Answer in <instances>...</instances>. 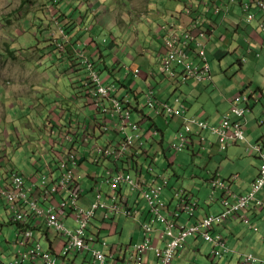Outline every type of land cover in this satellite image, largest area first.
Masks as SVG:
<instances>
[{
    "label": "clouds",
    "instance_id": "obj_1",
    "mask_svg": "<svg viewBox=\"0 0 264 264\" xmlns=\"http://www.w3.org/2000/svg\"><path fill=\"white\" fill-rule=\"evenodd\" d=\"M86 1L87 10L81 17L88 24L86 17L90 10L96 7L94 5L96 2L93 0L94 4H92V0ZM66 2L69 5L73 3V0ZM52 3L57 7L54 1ZM78 6V3L75 4L73 9ZM122 10L125 11L126 6L122 7ZM236 10L239 11L238 18L229 15L230 12ZM56 15H58L56 21L62 30L61 34H54L51 44L59 48L60 52L68 54L70 60L69 63L64 62L63 67H58L63 71L53 72L52 76L59 79L62 76L61 73L64 72L63 75L68 76L70 82L64 84L63 87L55 88L54 91L62 98H71L74 104L82 105L87 114L80 116L74 110L70 112L69 107L67 111L71 115H66L65 120H61L63 115L58 120L49 112L48 114L52 117L51 121H48L49 115H45L46 119L41 123L49 130L38 127L36 141L41 143L40 152L48 150L49 153L54 154V165L46 171L48 173L37 171V181L33 185H28L29 179L26 174L17 169L7 170L8 177L4 179L6 155L3 150L7 152L13 145L20 147L22 140L8 143L7 139L2 137L0 207L3 209L6 224L17 227L12 234L8 233L7 238L11 239L10 248L17 244L18 251L15 253L16 259L8 262L5 259L6 254L1 251L3 245L0 243V264H47L41 258L23 260L20 257V249L26 250V247H22L18 241L23 235L30 243H40L43 251L51 254L55 264L58 263L59 258L64 261L68 260L72 253L71 249L74 248L82 252L84 249L81 248L89 249L93 264H109V259L112 263L120 259L122 264H160L165 248L172 239L169 235L170 230L173 234H178L179 225L199 226L206 220L209 221L207 228L186 236L176 248L170 264H176L178 257L184 258L188 254L186 252L198 248V245L192 248L189 239H195L196 242L202 239L211 243L212 247L206 255L211 262L207 264H221L223 258L226 260L222 264H229L233 255L237 254L235 246L229 242L234 226L239 224L251 226L257 220L264 223V107L259 117V128L262 129V133L255 142L249 139V114L255 111V107L263 98V91L251 88L248 84L240 91L238 90L239 92L233 89L237 92L236 94L230 89V94L225 99L219 98L221 102L227 101L226 108L204 115H189L190 108L187 106L186 99L177 92L176 87L173 98H164L162 96L165 94L162 93L163 85L158 87L159 80L155 76L154 69L148 71L140 64L132 65L139 62L145 65L154 64L151 57H157L158 62L156 63L175 86L190 82L189 79L192 78L206 89L212 87L210 83L215 81V75H217V70L212 68L209 62L211 56L208 47L214 49L215 40L222 39L221 30L232 26L236 30L241 25L244 28H254L257 24L258 26L254 29L262 40H252L245 36V44L240 43L234 49L235 51L239 48L244 50L238 59V64L242 68L241 72H243L249 60L258 58L262 54L263 47H259L264 43L262 42L264 41V0H184L181 10L171 8L162 11L163 17L155 20H159L157 29L167 30V34L161 36L163 40L160 41V45L155 37V41H150L149 44L143 40L146 45L131 41L132 50H137L136 55L124 53L123 57H120L132 61L120 83L101 77V71L105 68L102 65V58L105 54L99 47L97 37L91 32L92 29L81 26L80 21L72 15V11L69 14L58 12ZM108 15L107 9L102 5L99 13L94 16L96 19L91 21L94 24H109L112 20L108 18ZM64 17L67 24L60 20ZM149 19L150 17L148 21ZM86 28L90 29V32ZM85 30L88 31L87 34ZM155 33L156 37L159 36L157 31ZM90 38L92 48L88 47ZM121 40L125 42L127 39L122 38ZM136 44H139L138 49H135ZM117 46L119 47V43ZM9 49V53L14 55L10 45ZM72 51L74 53H71ZM47 54H50V51L44 52L41 56ZM66 56L63 55V59H66ZM106 68L113 76H116L115 66L106 65ZM240 75L243 81L244 74ZM50 80L51 78H47L45 82H50ZM19 84L18 88H20ZM5 85L7 84L3 83L4 88ZM17 87L10 94H16ZM5 92L7 93L6 89ZM31 95L21 96L24 100L20 105L21 110L24 106L28 108L29 102L34 100L30 97ZM232 95L233 98H231ZM7 97L9 99L8 94ZM12 101L8 106L7 115L9 111L16 110L13 104L17 103L18 96ZM1 104H8V101L1 102ZM134 114L137 117H134ZM9 117L11 119L7 122L13 124L11 122L15 114ZM98 118L101 120H97ZM75 127L78 129L75 130ZM71 129H74L75 133H72ZM40 132L46 137L45 141H41ZM169 134L170 140L168 141ZM244 141L251 143L247 147L249 156H254L261 162L257 171L248 178L237 168L231 171V168H234L231 165L232 159L225 154L230 146ZM167 142L170 143L171 149L179 154L188 149L193 155L208 156V164L217 161L218 166L216 168L213 166V169L208 170L209 175L204 178V184L211 190L206 197L207 204L200 201L193 186L191 188L182 185V187L170 186L171 176L167 174V168H174V163L169 157L170 154L169 156L167 154ZM206 143L209 146H216V152L211 153L210 148L209 152L206 151ZM195 144H198V147H195ZM83 146H88L92 152L87 155L82 151L86 155V160L94 161L98 166L103 165L107 168L100 174V181L89 174L90 178L95 179L96 184L88 190L82 185L81 178L75 170L77 166H81L77 150ZM152 149L153 152H151ZM161 153L168 160V167H164L163 161L160 160ZM221 158H227L230 163L227 165L222 162L218 163ZM66 174H70L69 179H64ZM18 176L22 177L21 185L16 182ZM174 176L177 179L180 178L176 172ZM193 176L196 177V175ZM138 185H143V188L141 189ZM35 186L36 190L40 191V194L36 196L32 195V188ZM168 187L171 196L164 198L163 193ZM156 190L161 192L159 201L164 221L155 216L149 207L147 194L153 195ZM90 191H96L95 199L88 196ZM75 194H78V197H75ZM175 200L177 203L174 206ZM141 201L144 202L142 207L148 215L140 221V227L145 231L144 242L147 238L150 242L147 251L142 253L139 260L135 246L144 242H132L127 248L115 249L114 244L101 235V229L95 226L94 219L100 216L101 219L108 220L123 215L136 220L137 216L140 217L139 211L143 209L140 207ZM75 204L85 211L93 208L94 210L86 220L84 244L81 247L71 246L67 249L70 245V235L67 229L75 231L80 226L75 217ZM95 204L98 206L94 207ZM51 206L55 207L59 221L65 228L46 224L42 210ZM258 213L263 216L262 219L253 217ZM158 223L159 226H157ZM162 224L165 228H162ZM205 231L212 235L213 240L205 237ZM51 234L61 239L63 251L60 254L62 255L53 256L54 252L51 248L54 247L52 243L54 237ZM43 238L48 241V247L44 245ZM98 245H103L104 249H98ZM110 245L113 248H110ZM182 249L185 252L183 254ZM68 250L69 253L66 254ZM115 250L120 251L119 255L113 252ZM148 255H152V262L147 260ZM239 255L240 259L237 264H264L262 254L243 251L239 252Z\"/></svg>",
    "mask_w": 264,
    "mask_h": 264
},
{
    "label": "rangeland",
    "instance_id": "obj_2",
    "mask_svg": "<svg viewBox=\"0 0 264 264\" xmlns=\"http://www.w3.org/2000/svg\"><path fill=\"white\" fill-rule=\"evenodd\" d=\"M24 1L25 0H0V96L3 94L0 97V146L3 145L2 137L6 138L8 143H12V141L20 142V140H22L21 146L14 152V156L22 165L26 164L29 160L43 161L39 151L41 143H37L36 141L39 131L36 121L41 123V119L46 118L43 113L47 111V105L49 103H54L56 100L62 98V96L58 95L54 89L63 87L64 84L70 82L68 76L66 77L62 75L59 79L54 75L52 76L53 72L63 71L58 67H63L64 62L69 63L70 60L68 54L60 52L59 48L51 44L55 36L54 34H61L62 30L60 24L56 21V17L58 16L56 14H58V12L69 14V12L72 11V15L76 17V20L80 21L81 26L92 29L91 32L97 37L99 47L105 54V57L102 58V65L105 68L101 71V77L103 79L106 78L107 80H114L116 83H120L132 63L131 60L120 57H123L124 53L136 55L137 50H132L131 41L141 42V44L146 45L143 40L149 44L150 41H155L156 39L157 43L160 45V41L163 40L161 36L167 34L168 31L163 30L162 28L157 29L159 20L155 19L163 17L162 11H166V9L172 8L177 11L181 10L184 3V0H148L149 2L146 0H94L96 2V4H94L92 0L91 3L96 7L93 8V10H90L87 15L86 21L88 24H86L85 20L81 17L86 12L85 10H87L86 0H73V3L69 5L68 2L62 1L58 8L54 6V3L47 0H30L28 3H25ZM77 3L80 10H78V7L73 9ZM102 5L107 9L109 14L108 18L112 20V22L105 25L102 23L94 24L91 20L96 19L94 16L99 13ZM125 6L126 10L123 11L122 7ZM238 9H240V7H238ZM120 11H122V13ZM149 17L150 19L148 21ZM93 29L95 30L93 31ZM87 30L90 32V29ZM88 31L85 30V34H87ZM155 31L158 32L159 36H155ZM221 31L223 32V37L222 39L215 40L214 49L208 47L211 56L209 57L210 65L217 70L215 81L210 83L212 87L204 89V86L197 80L192 78L189 79L191 80L190 84L194 87L195 91L201 94L199 103H195V108L191 110L190 107L189 115H204L207 111L214 113L221 108H225L227 101L221 102L219 98L221 97V100L225 99L230 94V89H232V87H238L240 81H242L240 75L242 73V68H240V65L238 64L241 52L239 50H234L238 44L237 37L235 33L233 34L234 30L232 27L224 28V30ZM79 34H81V32H79ZM115 38H117V40H114ZM122 38H126L127 40L124 42L121 40ZM260 40L262 39L260 38ZM91 42L92 39L90 38L88 41L89 48L93 47ZM118 43L119 47L117 46ZM9 45L13 48L14 55L9 53ZM138 46L139 44H136L135 49H138ZM49 51L50 54L41 56L44 52L48 53ZM262 52L264 55V49ZM63 55H67L68 58L66 56V59H63ZM151 59L154 61L155 76L159 80L157 83L158 87L165 84L166 90L168 89V91H170L171 98L174 94L175 85L170 79H167L166 74L162 72L161 67L156 63L158 62V58L151 57ZM106 65L110 67L115 66L117 70L116 76H113L109 72ZM247 66L248 63L246 64V68ZM255 69L256 67L252 66L249 70L253 72ZM145 70L147 69L145 68ZM25 76H29V79H25ZM47 78H51L50 82H48L46 87L39 92L37 100H31L29 102V110L23 112L20 109V102L17 101V104L14 106V108H16L15 118L13 122H11L13 124L7 122L11 119L9 115H7L8 106L13 102V98H16L17 96L16 94H10L16 89L15 87L20 83L19 85H26V88L32 86L39 90L42 88V85ZM24 80L30 82H23ZM3 83L7 84L5 85V88ZM229 85L232 86L228 87ZM5 89L7 93L5 92ZM44 92L48 93V95L45 99V106L40 110L44 101ZM5 101H8V104H1V102ZM134 117H137V115L134 114ZM97 120H101V118H98ZM253 125L257 128V122L251 119L250 128ZM256 135L257 134L250 133L249 139L251 142H255ZM39 136L41 141H45L46 137L42 132L39 133ZM167 140H170V134L167 137ZM249 144L251 143L248 141L234 144L229 147L228 151H225V154H228L227 157L229 159L234 160L238 164H242L245 167V171L255 173L261 165V162L256 157L249 156L247 153V147ZM149 146L150 145L148 144V147ZM166 150L168 156L170 154L169 157L174 163V168L168 167V160L165 159L163 153L160 154V160L163 161L164 167H168L167 174L171 176L170 186L180 187L182 185L189 188L193 186L196 195L200 197V201H202L203 204H207L206 197L208 193H211V190L206 184H204V178L209 175L208 170L213 169V166L215 168L218 166L217 161L208 164V156H205L204 154L193 155L192 151L188 149L179 154V152L171 149L169 142H167ZM82 151L87 155L92 153L88 146H83L78 149V161L81 166H77L75 170L81 178L82 185L88 190L92 185L96 184L95 179L90 178L89 174L97 177L100 181V174L106 171L107 168L103 165L98 166L94 161L86 160V155ZM151 152H153V149ZM225 154L223 153L224 156ZM223 161H228V164L230 163L227 158H221L218 160V163H223ZM233 170H235V167L231 168V171ZM174 172L180 175L179 179L174 176ZM193 175H196V177ZM169 194L170 188L168 187L166 188L165 193H163L164 198L171 196ZM88 196L91 199H95L96 191L88 192ZM176 203L177 201L175 200L174 206ZM140 205L143 206L144 202L141 201ZM94 221L97 222L96 219H94ZM106 222L112 223L113 226L114 223H118L117 229H122V234H110L107 236V239L111 244L119 242L125 244L129 243L133 232L140 226V218L138 216L135 220L133 218L119 215L116 219H108ZM9 225L10 224H8V226ZM159 225L160 224L158 223L157 226ZM239 225L242 231L239 232L238 229L235 230L237 231V235L234 240L243 235L245 231L247 236L242 240L243 244H240L237 247L235 246L237 254L233 255L229 264H237L240 259L239 252L245 250V245L249 247L250 245L258 243L263 238L264 225L261 221L257 220L253 222L251 226L247 225L246 228L241 224ZM256 227L257 229H255ZM162 228H165L164 224H162ZM141 230L142 238L135 241V243H143L145 240V231L144 229ZM8 233V228H6L4 233L1 234V238L8 235ZM51 235L54 238L56 237L55 234ZM40 236L44 235L40 234ZM42 241L44 245L48 247V241L45 238H43ZM2 245L3 248L1 251L6 254V261L10 262L15 260V253L18 251V245L15 244L11 248H8L5 244ZM196 245H198V248L186 252L188 254L186 255V258L184 257L181 260L180 264H207L211 262L206 256L212 247L211 243L200 239ZM109 247H111V245ZM97 248L104 249L103 245H98ZM62 251L63 249L60 248L59 252L62 253ZM183 251L184 250L182 249V254L185 253ZM74 255L77 256L76 253L70 254V257L66 261L59 258L57 264H73L71 258H73ZM81 260L83 259L78 257L77 263L80 264ZM225 260L226 258L221 259V264ZM90 262L93 264L91 258L88 260V264ZM108 263H111V259H109ZM175 263L178 264V261Z\"/></svg>",
    "mask_w": 264,
    "mask_h": 264
},
{
    "label": "crops",
    "instance_id": "obj_3",
    "mask_svg": "<svg viewBox=\"0 0 264 264\" xmlns=\"http://www.w3.org/2000/svg\"><path fill=\"white\" fill-rule=\"evenodd\" d=\"M230 16L234 17V18H238V15H239V11L236 10V11H232L229 13ZM258 25L256 24L254 26V28H256ZM233 30L235 32H233V34L235 33L236 37H237V41H238V44L240 43H243L245 44V39L244 37L245 36H248L250 37V39H255V40H260V37L259 35L257 34L256 30L254 28H244V26H239L236 30H235V27L232 26ZM263 37V36H262ZM263 40H264V37H263ZM264 42V41H262ZM238 44L236 46H238ZM263 47L264 49V43L262 45H260L259 48ZM239 51L240 52H243L244 50L242 48H239ZM262 51V50H261ZM71 53H74L73 51ZM263 52L261 54L260 57L258 58H255V59H251L248 61V66L245 70H243V81L239 84V87H234L232 88L231 90L233 91H240L243 86L245 85H249L251 88H256V89H261L263 91V94H264V57H263ZM263 57V58H262ZM142 65L144 67V69L146 68L148 71H152L154 69V64H150V65H145L144 63L142 62H139L137 64H133L132 66H136V65ZM252 66H255L256 69L251 72L249 69L252 67ZM78 72V70H75ZM144 73H147V71H144L142 70ZM26 78L25 79H29V76H25ZM24 82H30V81H26L24 80ZM48 82H44V84L42 85V88L37 90L36 87H28L26 88V85L23 86V85H20V88L17 87V92H16V95L18 96V101L20 102V105L23 103V99L21 98L22 95H31L30 97L34 100H37L38 97H39V94H37L38 91H41L43 90V88L46 87V84ZM194 85V84H193ZM232 86V85H231ZM176 90L178 93H181L182 96L186 99V103H187V106L190 108L191 107V110H193L195 108V103H199V99H200V96L201 94L200 93H197L194 89V87L190 84V82H187V83H181V84H176ZM166 87H165V84H163V92L162 93H165L162 94V96L164 95V98H168L170 97V91H168V89L166 90ZM238 91V92H239ZM235 94L237 92H234ZM48 93H43V96H44V101L42 103V106L44 107L45 106V99L47 97ZM166 96V97H165ZM175 95L173 94L172 98L174 97ZM163 98V99H164ZM233 98V95L232 97ZM29 99H27L28 101ZM166 100V99H164ZM17 104V103H16ZM16 104H13L14 106ZM50 104V106H49ZM47 105V111L44 112L43 114L44 115H47L49 112H51L52 116L56 119H60V116L63 115L61 117V120H65L66 119V115H71L70 112L71 110L73 111H76L77 114H79L80 116H84L86 115L87 113L84 111L85 108L82 107V105H76L74 104V102L71 100V98L69 99H64V98H61V99H58L56 100L54 103H49ZM60 105V106H58ZM52 106V108L50 109V107ZM70 107V112L67 111V108ZM227 107V104L225 105V108ZM263 107H264V96L263 98L261 99V101L257 104V106L255 107V111L253 113H250L249 114V126H250V122H251V119H253L254 121L257 122V128L255 125H253L251 128L249 127V132L250 133H253V134H257L256 135V138H258L261 133H262V129L259 128L260 125H259V117L262 113V110H263ZM54 108V109H53ZM43 109V108H41ZM40 109V110H41ZM29 110V107L26 108L25 106L23 107L22 111L23 112H27ZM39 110V112H40ZM11 114H15V110L14 111H9L8 112V115H11ZM206 114H209V112L207 111ZM49 115V114H48ZM49 115V118H48V121H51V117ZM251 118V119H250ZM46 118H43L41 119L42 121L45 120ZM37 123V127L41 128V129H44L46 131L49 130L48 127H45L42 123H39L38 121H36ZM16 142V141H15ZM206 146H207V149L206 151L209 152V148H210V152H216V146H209L208 143H206ZM19 146L18 145H13L10 149L6 151L3 150V153L6 155V168H5V172L3 174V177L4 179L6 180L7 177H8V172L7 170H13V169H17V170H20L22 172H24L26 174V176L28 177V185H33L36 181H37V176L38 174L36 173L37 171H44L45 173H48L46 171H49L50 170V166H53L54 165V157L51 153L48 152V150H44L42 152H40V155L41 157L43 158V161L40 162V161H37V160H29L28 162H26V164L22 165L21 162L14 156V152L16 151V149L18 148ZM195 147H198V144H195ZM223 164H228V161H223ZM244 176L246 178L252 176L253 173H250L249 171H245V173H243ZM9 180V179H8ZM38 187V185H37ZM40 194V191L39 190H36V186L32 188V195L36 196V195H39ZM132 202V200L130 201ZM140 207H142L140 205ZM143 209H141L139 212H140V221L147 218V211L144 209V207H142ZM2 208L0 207V230H1V234L4 233L5 229L8 228V231L10 234L13 233V231H15L17 229V227L15 226H11L8 224H6V222L4 221V214L2 212ZM118 217V216H117ZM116 217V218H117ZM116 218H112V219H116ZM97 220V222L95 221V226L98 228V229H101L100 232H101V235L106 237L107 239V236L110 235V234H118V233H121V230H118L117 229V226H118V223H114V226L112 223H108L106 222L107 220H103L101 219L100 216H98L97 218H95ZM264 225V223H263ZM113 226V227H112ZM246 228V226H244ZM264 228V227H263ZM236 229L240 231H242V229H240V226L239 225H235L234 228L232 229L231 231V237L229 239V242L232 246H239L240 244H243L242 243V240L247 236V233L244 232L243 235H241L240 237H238V239L234 240L235 239V236L237 235V231H235ZM1 234H0V243L1 244H5L8 248H10V242H11V239L7 238L8 235H6L5 238H1ZM142 238V230H141V227L139 226L138 228H136V231L133 232V235L131 236V240L129 243L125 244V243H122V242H119V243H113L114 245V248L115 249H122V248H127L132 242H135V241H138ZM108 240V239H107ZM190 243H191V247L194 248L193 246L196 245L198 242H196L195 239H189ZM52 243H53V246L56 248V249H60L61 247V239H58V238H52ZM1 247V245H0ZM110 248H113L112 246ZM246 252H253L255 254H258V255H264V230H263V238L262 240H260L258 243L256 244H253V245H250L249 247L245 245V250ZM115 252L117 255H119V252L120 251H113ZM187 255V254H186ZM186 255H185V258H186ZM91 258L90 254H89V257H87V260H81V263L80 264H88V260ZM77 259L78 257L74 256L73 258H71V261L73 264H78L77 263ZM117 259V258H115ZM183 258L180 256L178 257V263L180 264L181 260ZM232 259V258H231ZM149 262H152V255H148V259H147ZM91 264V262L89 263ZM109 264H122V261L119 259V260H116L115 262H111Z\"/></svg>",
    "mask_w": 264,
    "mask_h": 264
},
{
    "label": "built area",
    "instance_id": "obj_4",
    "mask_svg": "<svg viewBox=\"0 0 264 264\" xmlns=\"http://www.w3.org/2000/svg\"><path fill=\"white\" fill-rule=\"evenodd\" d=\"M70 178V174H66L64 179H69ZM16 182L18 185L22 184V177L18 176L16 178ZM138 187H140L141 189L143 188V185H138ZM55 189V188H54ZM146 192V191H144ZM161 192H159V190H156L154 192L153 195L151 194H147V198L149 199V207L150 210L152 211V213L157 216L159 219L161 220H165V218L163 217L162 213H161V204L159 201V194ZM75 197H78V194H75ZM75 202V201H74ZM65 204V203H64ZM98 205L95 204L94 207H96ZM94 208L89 210V211H85L82 207H80L79 205L75 204L74 205V212H75V217L77 219V221H79L80 226L75 230L72 231L70 229H67V233L70 235V245L67 246V249H70L71 246L77 247V246H82L84 244V239L83 237L85 236V227H86V220L87 217H89L92 212H93ZM192 210V209H191ZM56 209L55 207H48V208H44V210H42V213H44V217L46 219V224L48 226L53 225L56 226L58 228H65V226L59 221V217L56 214ZM210 220V219H209ZM209 221L206 220L204 222H202L199 226H190V227H185V226H181L179 225V232L178 234H173V231L170 230L169 231V235L171 236V241H169L167 247L165 248V253L163 258L161 259L160 264H170L172 262V259L174 257V253L176 248L178 247V245L181 244V242L185 239L186 236L190 235L191 233L195 232V231H200L202 229L207 228ZM205 237L209 238L211 240H213L212 235L208 232L205 231ZM217 238H220L219 236H217ZM20 245L22 247H26V250L24 249H20L19 251V255L23 260H26L28 258L36 260L38 258H41L44 262H46L47 264H55V260L52 258L51 254L47 251H43L42 246L40 243L38 244H33L27 241V239L25 238V235L21 236L18 239ZM150 239L147 238L146 242H144L143 244L140 245H136L135 246V251L138 252V259H141V255L142 253H145L148 249V245H149ZM20 262V261H17ZM141 262V261H139Z\"/></svg>",
    "mask_w": 264,
    "mask_h": 264
},
{
    "label": "trees",
    "instance_id": "obj_5",
    "mask_svg": "<svg viewBox=\"0 0 264 264\" xmlns=\"http://www.w3.org/2000/svg\"><path fill=\"white\" fill-rule=\"evenodd\" d=\"M47 1H49V2H55V4H56V6L57 7H59V4L62 2V0H47ZM65 2L67 1V0H64ZM25 3H28V2H30V0H25L24 1ZM55 6V5H54ZM62 14H65V13H62ZM59 19V18H58ZM60 20H62V21H64L65 20V17H64V19H60ZM65 22V21H64ZM65 24H67L66 22H65ZM62 75L64 74V72L63 73H61ZM64 76V75H63ZM78 129V127H75V130H77ZM71 132L72 133H75L74 132V129H71ZM54 155V154H53ZM232 163H231V165H233L235 168H237L240 172H243V173H245V167L242 165V164H238V163H236L234 160H232L231 161ZM244 186V185H243ZM234 216L235 217H237V214L236 213H234ZM254 218L255 217H261V219L263 218V216H261L260 215V213H258L257 215H255V216H253ZM233 221H235V219H233ZM263 222H264V220H263ZM66 244V243H65ZM62 246L63 245H61V247L60 248H62ZM52 250H53V256H57V255H62V254H60V252H59V249H56L55 247H52L51 248ZM81 249H84V251L82 252V250H79L78 248H74V249H71L72 250V253H76L77 254V256L76 255H74V256H76V257H81L83 260H87V257H89V254H90V250L89 249H86V248H81ZM69 253V250L67 251V253L66 254H68ZM71 253V254H72ZM83 260H82V262H83Z\"/></svg>",
    "mask_w": 264,
    "mask_h": 264
}]
</instances>
